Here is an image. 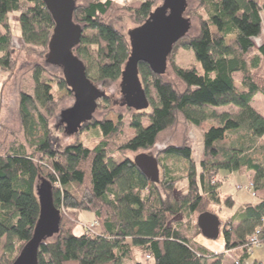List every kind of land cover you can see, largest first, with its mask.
Returning a JSON list of instances; mask_svg holds the SVG:
<instances>
[{"label": "trees", "instance_id": "1", "mask_svg": "<svg viewBox=\"0 0 264 264\" xmlns=\"http://www.w3.org/2000/svg\"><path fill=\"white\" fill-rule=\"evenodd\" d=\"M84 1L73 10L81 35L72 50L83 61L87 77L95 85H106L120 79L130 50L127 34L115 22L127 15L140 24L152 10L154 0H138L132 5L116 0ZM196 1L205 14H196L197 33L178 39L167 57L184 87L176 88L140 61L138 74L150 107L144 113L149 122L143 125L140 115L132 116L133 135L115 148H150L158 134L181 114L185 122L202 126L198 171L193 166L191 175H176L161 160V179L153 182L131 158L114 160L109 154V138L121 132L120 119L113 122L92 116L82 123L78 131L94 127L103 135L93 147L79 140L59 145L48 123L56 106L51 83L36 64L31 92H19L24 140L10 139L12 131L0 129V248L5 239L0 264H11L31 237L39 215L36 185L42 179L51 185L60 221L58 232L39 244L37 264H222L224 251L214 252L194 244V237L200 233L197 223L194 234L186 223L176 220V216L188 212H213L206 206L218 203L220 196L227 207L233 206L231 195L220 192L222 182L212 181L221 169L251 172V190L256 198L241 204L223 221V249L234 250L237 259L232 264H242L254 249L247 248L254 233L258 246L264 247V115L251 104L255 94L264 95V77L254 73L264 59V41L255 42L263 28L264 1ZM191 12L186 8L184 15L189 17ZM11 13L17 14L22 43L27 48H41V53L47 52L54 26L43 0H0V67L5 71L11 69L16 50L11 45L7 18ZM178 43L193 51L198 67L181 66L171 59ZM90 69H94L93 75ZM55 80L59 86H66L62 73ZM100 98L107 99L106 92ZM119 103L125 104L122 97ZM227 104L236 109L231 112L215 108ZM59 122L67 134L60 116ZM55 128L61 130L60 125ZM191 152L185 140L164 146L161 158L183 160L181 170L187 171ZM183 178L187 189L177 194L174 184ZM81 210L93 213L100 233L87 235L84 229L79 234L73 232ZM249 261L264 264V260Z\"/></svg>", "mask_w": 264, "mask_h": 264}, {"label": "rangeland", "instance_id": "2", "mask_svg": "<svg viewBox=\"0 0 264 264\" xmlns=\"http://www.w3.org/2000/svg\"><path fill=\"white\" fill-rule=\"evenodd\" d=\"M117 2L124 5H132L138 0H116ZM187 1V9H191L190 15V27L188 29L187 35H193L198 31V17L196 14L205 15L201 7L199 8L196 0H186ZM84 0H76V4H83ZM162 0H154V4L152 8L159 5ZM193 7H196L193 9ZM8 22L10 27V33L12 36V46L15 47V52L13 53L12 58V66L11 69L5 71L0 67V129L2 127L7 130L12 131L11 137L17 138L18 140H24L23 134L20 127L19 120V110H18V102H19V92L20 90H26L31 92L33 81L31 78L32 70L34 66L37 64L41 66L43 71L44 78L48 79L51 83V92L56 101V106L54 109V113L52 116L48 118V123L51 130V136H56V142L59 145H64L66 143H70L76 140L82 142V144L93 147L97 144L102 138L103 135L100 133L99 128H88L85 130H79L73 134H65L62 131L63 125L59 122V113L61 109H64L73 103V95L72 92L68 91L66 86H59L56 82V75L61 73V69L56 66L45 62L44 53H41V48H27L20 39L19 34V25L17 22V14L11 13L8 15ZM117 28H119L122 32L126 33L129 28H132L138 23L134 22L131 17L127 15H123L122 19L115 22ZM263 29L261 34L255 38L256 43H260V38L264 33V21H263ZM171 59H173L177 64L181 66H199L194 53L191 49L185 48L178 43L172 51L170 55ZM94 69H90V74L93 75ZM255 75L264 77V59L262 65L259 69L254 71ZM163 78L171 81L176 88L182 89L184 87L183 82L177 78L172 72L169 63L167 62L166 71L162 74ZM120 79L109 82L106 85H101L96 83L101 89L105 90L107 94V99L100 98L99 104L96 110L93 113V117L96 119H111L113 122H116L120 119L121 121V132L114 135L112 138H109L111 142L109 144V154L113 157L114 160L119 161L123 157L133 158V156L138 152H146L148 154H152L157 156L160 160L159 164V178L161 179L162 175V167L161 160L164 164L170 166L173 170V173L176 175H191L193 172V166H195L198 171V161L202 156L203 146H202V126H194L184 121L181 114L176 115V121L173 125L168 127L167 129L161 131L156 137L155 143L153 146L147 149H139L136 151L129 150H119L115 148L116 144L119 142L129 138L133 135L134 129L130 125V120L134 115H140L141 121L143 125H147L149 120L146 116V112L150 111V107H146L143 110H139L140 114L135 113V109L127 106L126 104H120L119 101L122 97L119 87ZM253 104L255 108L264 115V95L261 93H257V96L254 97ZM218 111L226 110V111H234L236 106L227 104L223 106H219L216 108ZM145 111V112H144ZM138 112V111H137ZM142 113V114H141ZM58 125H60L61 130H57ZM4 134V133H3ZM12 138V139H14ZM9 140V139H8ZM187 140L191 145V158L188 165V170H181L184 167V161L178 160L172 157L161 158V149L168 144H180L181 142ZM115 141V142H114ZM261 141L264 142V135L261 137ZM220 173L222 175H215L212 178V181L222 183V190L231 193L234 199V204L232 207H227L223 203V197L220 196V201L218 203L210 202L207 204L206 209L215 212L219 219L221 220V226L223 225V221L227 219L231 215L232 212L236 211L238 207L247 202L249 200H256L255 196L252 195V191L244 188V185L249 184L247 177L241 173H236V178L229 176V170L221 169ZM187 189V181L185 178L178 180L174 184L175 192L182 193ZM199 212H194L186 215L176 216V220H181L189 226L190 233H196L197 229L194 227V223H196V217ZM93 213L89 210H81L77 214L76 222L74 223L73 232L75 234H79L83 231V224L89 223L94 219ZM67 219V218H66ZM69 220V219H68ZM236 222H234V225ZM94 231L96 233L101 232V227L98 223L97 226L94 227ZM0 248V254L2 252L3 242ZM222 232L218 235L217 238H206L201 233H198L194 238V244L196 246L204 245L213 249H221L223 248L222 244ZM230 261H235L237 257L231 255L229 258ZM228 260V259H227ZM250 261L246 262L249 264Z\"/></svg>", "mask_w": 264, "mask_h": 264}, {"label": "water", "instance_id": "3", "mask_svg": "<svg viewBox=\"0 0 264 264\" xmlns=\"http://www.w3.org/2000/svg\"><path fill=\"white\" fill-rule=\"evenodd\" d=\"M54 21L47 43L45 62L61 69L62 78L72 92V105L61 109L59 116L67 134L78 131L82 123L90 120L97 107V99L105 90L95 85L85 73L83 61L73 53L78 43L81 26L73 19L76 0H43ZM186 0H162L152 8L147 18L126 32L130 46L129 55L121 71L119 87L123 103L135 110L145 109L148 100L138 74V63L148 64L151 71L163 74L167 68V57L173 44L187 35L190 18L184 15ZM140 171L153 182L159 181V164L156 157L138 152L132 158ZM39 215L31 237L24 243L11 264H37L39 244L59 230L60 210L53 204L51 185L42 179L36 185ZM200 233L206 238H217L220 219L210 211L196 217Z\"/></svg>", "mask_w": 264, "mask_h": 264}, {"label": "crops", "instance_id": "4", "mask_svg": "<svg viewBox=\"0 0 264 264\" xmlns=\"http://www.w3.org/2000/svg\"><path fill=\"white\" fill-rule=\"evenodd\" d=\"M258 1V3L259 4H262V2L264 1V0H257ZM262 16L264 17V15L262 14ZM263 29V28H262ZM264 41V33H263V36L260 38V42H263ZM257 96V94H255L253 97H252V100H251V104L254 106V104H253V100H254V97H256ZM255 107V106H254ZM215 108H217V107H215ZM236 173H238L237 171H233V170H229V176H231V177H234V178H236ZM239 174V173H238ZM219 175H222L221 173H219ZM243 175H245L246 177H247V179H248V181H250V177H251V172H246V173H244ZM223 183V182H222ZM220 192L221 193H223V195L224 194H230L231 195V197L233 198V196H232V194L231 193H228L227 191H223L222 190V185H221V187H220ZM233 201H234V199H233ZM249 202H253V201H251V200H249ZM93 218V217H92ZM196 237V236H195ZM194 237V238H195ZM222 244H223V240H222ZM203 247H205L206 249H208V250H210V251H214V252H220V251H224V256H223V260H222V264H232L234 261H230V257H231V255H234V253H233V251L234 250H224L223 248H221V249H213V248H209V247H207V246H204V245H202ZM228 259V260H227ZM253 260V259H255V260H258V261H261V260H264V247L263 246H256V247H254V249H253V251H252V253H251V256H250V258H249V260ZM248 260V261H249ZM248 261H246V262H248ZM246 262H244V263H242V264H246ZM250 264V263H249Z\"/></svg>", "mask_w": 264, "mask_h": 264}, {"label": "built area", "instance_id": "5", "mask_svg": "<svg viewBox=\"0 0 264 264\" xmlns=\"http://www.w3.org/2000/svg\"><path fill=\"white\" fill-rule=\"evenodd\" d=\"M251 187H252V183L249 182V184L247 185H244V188H247L249 190H251ZM252 191V190H251ZM252 193V192H251ZM253 194V193H252ZM98 225V221L93 219L92 221H90L89 223H86V224H83V229H84V232L87 234V235H92V234H95L96 232L94 231V227ZM259 245V240H258V237L256 235V233H254L251 237H250V240H249V243L247 244V248L249 250H252L254 247L258 246Z\"/></svg>", "mask_w": 264, "mask_h": 264}]
</instances>
